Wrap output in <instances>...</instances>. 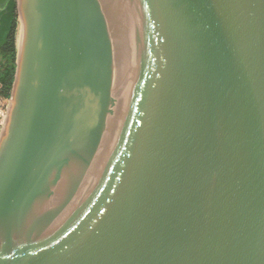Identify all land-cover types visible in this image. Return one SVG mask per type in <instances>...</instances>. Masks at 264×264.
<instances>
[{"label":"water","instance_id":"water-1","mask_svg":"<svg viewBox=\"0 0 264 264\" xmlns=\"http://www.w3.org/2000/svg\"><path fill=\"white\" fill-rule=\"evenodd\" d=\"M0 264H264V0H16Z\"/></svg>","mask_w":264,"mask_h":264},{"label":"trees","instance_id":"trees-1","mask_svg":"<svg viewBox=\"0 0 264 264\" xmlns=\"http://www.w3.org/2000/svg\"><path fill=\"white\" fill-rule=\"evenodd\" d=\"M19 19L16 0L0 8V97L8 99L16 68Z\"/></svg>","mask_w":264,"mask_h":264},{"label":"built area","instance_id":"built-area-1","mask_svg":"<svg viewBox=\"0 0 264 264\" xmlns=\"http://www.w3.org/2000/svg\"><path fill=\"white\" fill-rule=\"evenodd\" d=\"M7 99H2L1 97H0V127H1V125H2V122H3V120H4V117H5V113H6V111H5V109H7V101H6Z\"/></svg>","mask_w":264,"mask_h":264},{"label":"flooded vegetation","instance_id":"flooded-vegetation-1","mask_svg":"<svg viewBox=\"0 0 264 264\" xmlns=\"http://www.w3.org/2000/svg\"><path fill=\"white\" fill-rule=\"evenodd\" d=\"M9 0H0V8L5 7V5L7 4Z\"/></svg>","mask_w":264,"mask_h":264},{"label":"rangeland","instance_id":"rangeland-1","mask_svg":"<svg viewBox=\"0 0 264 264\" xmlns=\"http://www.w3.org/2000/svg\"><path fill=\"white\" fill-rule=\"evenodd\" d=\"M19 33V32H18ZM5 100V99H4ZM7 101V100H6ZM7 106V105H6ZM5 111H6V109H5Z\"/></svg>","mask_w":264,"mask_h":264}]
</instances>
